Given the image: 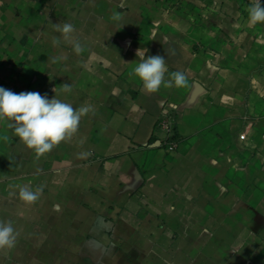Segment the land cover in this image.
Here are the masks:
<instances>
[{
  "label": "crops",
  "instance_id": "obj_1",
  "mask_svg": "<svg viewBox=\"0 0 264 264\" xmlns=\"http://www.w3.org/2000/svg\"><path fill=\"white\" fill-rule=\"evenodd\" d=\"M249 5L0 0V87L93 109L39 159L0 122V221L19 233L0 264H264V24ZM64 22L80 55L52 44ZM137 49L188 86L146 93ZM168 104L174 151L157 131ZM18 185L44 190L28 204Z\"/></svg>",
  "mask_w": 264,
  "mask_h": 264
},
{
  "label": "clouds",
  "instance_id": "obj_2",
  "mask_svg": "<svg viewBox=\"0 0 264 264\" xmlns=\"http://www.w3.org/2000/svg\"><path fill=\"white\" fill-rule=\"evenodd\" d=\"M248 22L252 25L264 24V5L261 0H250L247 7ZM113 20H120L119 13H114ZM54 31L61 34L53 37L52 44L59 47L61 38L64 42L71 44L73 51L80 55L85 51L79 39L73 33L75 28L71 23L52 24ZM147 49H137L136 56L139 62L129 72V76L137 77L146 93H157L160 88H184L188 86V80L184 72L173 71L168 79L166 61L160 55L147 56ZM65 59L63 56L51 57V63H57ZM63 92H71L72 86L68 83L62 84ZM56 92V88L53 89ZM93 111L91 106L74 108L72 104L66 103L54 96L52 99L47 94L39 92L15 93L0 87V122H7V127L13 130V134L19 138L28 149L34 151L36 158L51 152L60 143L70 140L79 129L81 118ZM7 141L8 136H3ZM88 155L87 153L82 154ZM19 198L28 203H35L43 193L44 186L37 187L34 191L28 186H17ZM15 195V193H13ZM19 233L15 230L13 222L0 221V249H12L15 247Z\"/></svg>",
  "mask_w": 264,
  "mask_h": 264
},
{
  "label": "built area",
  "instance_id": "obj_3",
  "mask_svg": "<svg viewBox=\"0 0 264 264\" xmlns=\"http://www.w3.org/2000/svg\"><path fill=\"white\" fill-rule=\"evenodd\" d=\"M157 131L163 135V138L160 140V144L163 147L170 151H174L179 147L180 138L176 130V112L173 106L168 104L158 119ZM240 138L242 140L247 138L246 131L240 134Z\"/></svg>",
  "mask_w": 264,
  "mask_h": 264
}]
</instances>
